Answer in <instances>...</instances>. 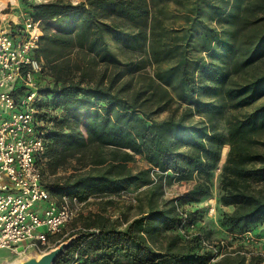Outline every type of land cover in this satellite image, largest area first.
Wrapping results in <instances>:
<instances>
[{"label": "trees", "instance_id": "trees-1", "mask_svg": "<svg viewBox=\"0 0 264 264\" xmlns=\"http://www.w3.org/2000/svg\"><path fill=\"white\" fill-rule=\"evenodd\" d=\"M167 0H54L30 4L27 0H3L0 5L19 2L40 20L42 35L36 57L43 63L36 105L54 122L48 135L43 174L48 168L75 161L72 182L53 180L43 184L51 195H74L85 200L95 195H116L130 187H144L149 209L117 227L101 213L86 217L84 229L70 234L68 247L54 264H261L264 257L237 249L215 254L201 245V238L180 241L181 235H166L163 249H155L158 235L181 223L175 204L157 207L162 181H188L208 173L220 159L219 147L231 149L222 168L220 202L234 204L223 224L231 232H245L264 225V195L244 188L245 180L264 181V153L252 150L251 133L264 126V106L229 125L227 134L217 130L212 102L198 97L200 78L209 74V64L194 42L201 34V51L213 48L216 29L201 19L202 6L209 18L231 16V8L242 0H194L185 25L168 28L154 7ZM243 14L264 13V0H244ZM232 4V6H230ZM264 18V17H262ZM246 24L248 19L238 17ZM264 20V19H262ZM127 24L134 28L128 29ZM108 38L122 50L137 54L121 60L110 48ZM243 64L264 56V31ZM167 63L168 66L161 67ZM111 67L113 73L92 80L93 65ZM154 65L153 74L143 69ZM225 81V73H217ZM210 88V87H208ZM232 107H242L264 94V73L237 87L225 88ZM177 115V112L180 110ZM169 112L163 119L154 115ZM199 116L194 120V116ZM140 156L147 167L133 172L128 163ZM250 163L254 164L248 167ZM257 164V165H255ZM87 168V169H86ZM229 186V187H227ZM209 190L198 176L181 200L194 203ZM163 205H165L163 203ZM162 244V242H160ZM212 262V263H211Z\"/></svg>", "mask_w": 264, "mask_h": 264}, {"label": "rangeland", "instance_id": "rangeland-1", "mask_svg": "<svg viewBox=\"0 0 264 264\" xmlns=\"http://www.w3.org/2000/svg\"><path fill=\"white\" fill-rule=\"evenodd\" d=\"M48 1L54 0H27L30 4ZM69 1L75 4L82 0ZM243 2L244 0H242L238 8L237 3L231 8L232 14L227 17L226 21L221 17L209 18L206 14V5L202 6V21L218 32L217 41H213V48L211 50L201 51V34H194L196 49L204 56L209 64L210 70L209 74H198L200 78L198 97L203 101L214 104L217 130L225 135L232 122L243 119L255 109L264 106V94H262L251 104L242 107H232L233 100L227 99L224 91L225 88L237 87V85L253 80L261 73H264V56L257 58L250 64H243L247 55L250 53V49L255 45L254 43L259 32L264 31V20H262L264 19L262 18L264 17V13L256 15L243 14ZM193 4L194 0H167L154 7H158L157 9L155 8V12L160 11L162 24L165 27L178 29L182 25H185L186 13L192 15ZM1 7H3L2 4L0 5ZM238 17L246 18L248 22L243 24ZM126 27L128 29L134 28L132 24H127ZM108 43L110 48L123 61L137 57V54L122 50L110 38H108ZM166 66H168L167 63L161 64V67ZM154 67V65H147L143 70L147 74L152 75ZM112 73L113 69L111 67L106 68L101 64L93 65L90 70L92 80H96L102 74L109 76ZM217 73L226 74L224 82L221 83L218 81ZM180 111L181 108L177 112V115ZM168 115L169 112H162L154 115V118L163 119ZM198 118L199 116L196 115L193 119L197 120ZM251 139L253 142L249 143V147L252 150L264 153V126L251 133ZM230 149L231 145L228 142L221 145L219 147L220 159L215 167L206 174L201 173L196 176H199L201 180H205L209 186L208 193L197 202L188 203L181 200L182 194L193 185L196 177L188 181H173L171 183L162 181L163 185L159 188V194L156 196V206L164 208L169 206L171 201L174 203V200L178 198V203L182 210L187 213V220L183 222L181 220V223L174 229H167L166 232L159 234L156 242H152L155 249H163L168 241L166 235L179 233L181 235L180 241H186L194 236H199L203 248L210 249L215 254L212 262L218 260L225 252H234L237 249L243 251L246 257L257 254L264 257V225L259 224L250 227L245 232L239 233L229 231L223 224L225 215L233 212L236 208L234 204L225 205L220 202V196L224 191L223 189H225L221 178L222 168L227 160ZM75 165L78 166L75 161H72L70 164H66L65 167H59L55 171L48 168L43 174L44 183L48 184L53 180L74 181L79 173L78 171H82L75 170ZM128 166L133 172H136L147 167V164L137 155L134 161L128 163ZM247 166L252 167L254 164L250 163ZM242 183H245L244 188L247 191L257 195H264V181L247 179ZM128 189L130 194L127 197H122L118 194L113 196H92L84 205L82 212L68 223L64 230L50 238V246L44 253H39L31 247L27 248L24 252L0 249V264H9L11 262L25 263L30 259H35L38 255L42 256L49 253L61 244L69 243L72 237H67L72 233H77L84 229L86 217L93 216L97 213L108 217L117 227L124 228L130 220L149 209L147 196L145 192L141 193V191H145L143 190L144 188L138 190L135 187H131ZM186 235H188V238L185 237ZM203 241L207 242L211 248L206 247ZM68 264L75 263L71 261ZM155 264L171 263L169 260H162ZM261 264H264V262Z\"/></svg>", "mask_w": 264, "mask_h": 264}, {"label": "built area", "instance_id": "built-area-1", "mask_svg": "<svg viewBox=\"0 0 264 264\" xmlns=\"http://www.w3.org/2000/svg\"><path fill=\"white\" fill-rule=\"evenodd\" d=\"M41 35L40 20L20 2L0 9V249L13 252L31 247L44 253L50 238L64 230L91 198L53 196L43 184L54 122L36 105L43 68L36 57ZM129 194V189L118 193ZM174 204L186 221L178 198Z\"/></svg>", "mask_w": 264, "mask_h": 264}, {"label": "water", "instance_id": "water-1", "mask_svg": "<svg viewBox=\"0 0 264 264\" xmlns=\"http://www.w3.org/2000/svg\"><path fill=\"white\" fill-rule=\"evenodd\" d=\"M68 244L69 243L61 244L59 247L53 249L49 253L42 255L37 263H34L33 260L35 259H30L23 264H54L59 255L68 247Z\"/></svg>", "mask_w": 264, "mask_h": 264}, {"label": "bare ground", "instance_id": "bare-ground-1", "mask_svg": "<svg viewBox=\"0 0 264 264\" xmlns=\"http://www.w3.org/2000/svg\"><path fill=\"white\" fill-rule=\"evenodd\" d=\"M5 4H7L6 2H5ZM4 7V6H3ZM2 8V7H1ZM0 8V9H1ZM41 258V255L39 256H37L36 258H35V260H33L34 261V263H37L38 261H39V259ZM9 264H23V263H18V262H11V263H9Z\"/></svg>", "mask_w": 264, "mask_h": 264}, {"label": "crops", "instance_id": "crops-1", "mask_svg": "<svg viewBox=\"0 0 264 264\" xmlns=\"http://www.w3.org/2000/svg\"><path fill=\"white\" fill-rule=\"evenodd\" d=\"M18 4V3H17ZM19 6V5H18ZM22 8V7H21ZM131 188V187H130ZM123 225V224H122ZM124 226V225H123Z\"/></svg>", "mask_w": 264, "mask_h": 264}]
</instances>
